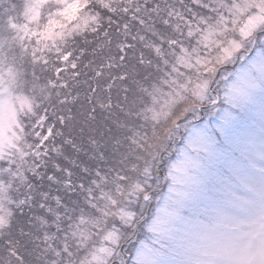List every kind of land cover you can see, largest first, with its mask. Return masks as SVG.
<instances>
[{
	"label": "snow or ice",
	"instance_id": "snow-or-ice-1",
	"mask_svg": "<svg viewBox=\"0 0 264 264\" xmlns=\"http://www.w3.org/2000/svg\"><path fill=\"white\" fill-rule=\"evenodd\" d=\"M0 264H264V0H0Z\"/></svg>",
	"mask_w": 264,
	"mask_h": 264
}]
</instances>
